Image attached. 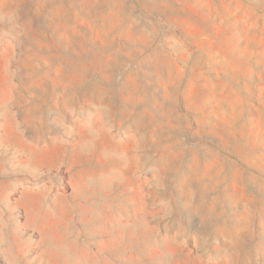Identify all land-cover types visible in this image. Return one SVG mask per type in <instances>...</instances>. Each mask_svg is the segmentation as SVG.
Listing matches in <instances>:
<instances>
[{
	"label": "rangeland",
	"instance_id": "obj_1",
	"mask_svg": "<svg viewBox=\"0 0 264 264\" xmlns=\"http://www.w3.org/2000/svg\"><path fill=\"white\" fill-rule=\"evenodd\" d=\"M0 264H264V0H0Z\"/></svg>",
	"mask_w": 264,
	"mask_h": 264
}]
</instances>
